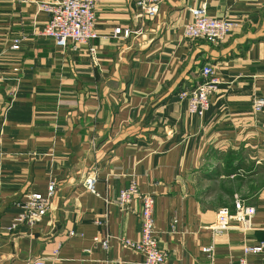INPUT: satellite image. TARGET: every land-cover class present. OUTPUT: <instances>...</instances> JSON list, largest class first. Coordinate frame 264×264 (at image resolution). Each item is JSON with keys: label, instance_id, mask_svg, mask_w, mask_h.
<instances>
[{"label": "crops", "instance_id": "obj_1", "mask_svg": "<svg viewBox=\"0 0 264 264\" xmlns=\"http://www.w3.org/2000/svg\"><path fill=\"white\" fill-rule=\"evenodd\" d=\"M48 1L0 0V264H145L122 244L141 236L140 218L118 205L132 180L155 196L165 264L264 258L244 252L264 243V109L253 106L264 98V0H165L153 19L137 16L136 0H101L94 56L41 33ZM202 4L237 22L224 41L184 37ZM208 63L222 83L193 115L178 92ZM91 172L98 194L84 185ZM51 182L47 215L10 230L28 194L47 195ZM236 199L255 207L253 228L234 218L216 234L217 211Z\"/></svg>", "mask_w": 264, "mask_h": 264}, {"label": "built area", "instance_id": "obj_2", "mask_svg": "<svg viewBox=\"0 0 264 264\" xmlns=\"http://www.w3.org/2000/svg\"><path fill=\"white\" fill-rule=\"evenodd\" d=\"M101 0H51L41 4L42 9L48 13V20L41 33L50 37L61 47H67L70 44L73 47L80 45H89V51L92 56L96 54V46L93 41L99 36L97 25L96 9ZM165 0H136L138 6L137 16L142 19H153L159 11L160 6ZM192 19L184 25L183 35L188 39H203L211 44H217L224 41L230 32L237 27V22L229 18L216 17L208 12L207 5L202 4L198 7H190ZM121 28L115 29L119 34ZM129 29L125 30L128 35ZM19 43L13 45L19 48ZM202 81L192 87H184L178 92L181 101H186L188 111L193 115L204 116L209 110L213 95L219 90L222 83V77L217 71L215 65L204 64L201 69ZM255 112L264 109V98L257 97L253 100ZM97 174L91 172L84 180L86 189L91 193H97L96 190ZM56 191V184L51 182L48 187V194L30 193L27 200L22 204V211L15 217L10 230H13L19 224H28L33 226L47 215L51 205V197ZM140 202V207L136 208L134 201ZM155 196L144 192L139 188L136 180H132L126 187L120 190L118 196V205L123 211L136 213L141 220V236L137 240L122 239V244L135 251H138L145 257V264H165L168 253L161 249L158 244V234L154 221ZM255 207L246 205L240 199L235 200L234 209L223 206L217 211L216 219L212 229L216 234L225 233L235 218L239 221L242 229H252V216L255 213ZM178 220L173 219V223ZM100 222V221H98ZM71 234H74L72 231ZM102 245L108 247V241L103 240ZM264 243L260 245H246L245 254L259 253L263 250ZM210 257H213L214 246L207 245L202 248ZM28 264H45L43 259H31ZM238 264H264V258L251 261L245 256L239 259Z\"/></svg>", "mask_w": 264, "mask_h": 264}, {"label": "rangeland", "instance_id": "obj_3", "mask_svg": "<svg viewBox=\"0 0 264 264\" xmlns=\"http://www.w3.org/2000/svg\"><path fill=\"white\" fill-rule=\"evenodd\" d=\"M141 18V17H140ZM130 30V32L128 33V34H130L131 32H132V30L131 29H129ZM199 40V39H198ZM180 91V90H179ZM140 188V187H139ZM232 209H234V208H232Z\"/></svg>", "mask_w": 264, "mask_h": 264}]
</instances>
